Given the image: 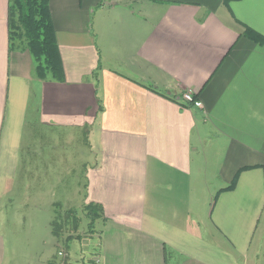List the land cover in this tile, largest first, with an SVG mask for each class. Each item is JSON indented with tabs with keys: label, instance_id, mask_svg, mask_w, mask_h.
<instances>
[{
	"label": "crops",
	"instance_id": "obj_1",
	"mask_svg": "<svg viewBox=\"0 0 264 264\" xmlns=\"http://www.w3.org/2000/svg\"><path fill=\"white\" fill-rule=\"evenodd\" d=\"M49 7L59 82L41 80L12 44L0 0V177L31 104L43 127L89 138L85 206L104 213L95 264H252L264 210V0ZM69 253L70 264L91 263Z\"/></svg>",
	"mask_w": 264,
	"mask_h": 264
},
{
	"label": "rangeland",
	"instance_id": "obj_2",
	"mask_svg": "<svg viewBox=\"0 0 264 264\" xmlns=\"http://www.w3.org/2000/svg\"><path fill=\"white\" fill-rule=\"evenodd\" d=\"M88 140L84 131L43 127L30 104L9 174L0 177V189L11 187L14 196L0 198L4 264H44L60 250L89 259L95 255L98 228L85 211ZM248 257L252 264H264V210Z\"/></svg>",
	"mask_w": 264,
	"mask_h": 264
},
{
	"label": "trees",
	"instance_id": "obj_3",
	"mask_svg": "<svg viewBox=\"0 0 264 264\" xmlns=\"http://www.w3.org/2000/svg\"><path fill=\"white\" fill-rule=\"evenodd\" d=\"M49 3L50 0H9L10 35L12 44L31 53L41 80L59 82L64 78V71ZM235 186L234 181L225 190H234ZM85 211L93 223L104 216L103 208L93 203L86 205ZM53 234L59 236L56 231Z\"/></svg>",
	"mask_w": 264,
	"mask_h": 264
},
{
	"label": "built area",
	"instance_id": "obj_4",
	"mask_svg": "<svg viewBox=\"0 0 264 264\" xmlns=\"http://www.w3.org/2000/svg\"><path fill=\"white\" fill-rule=\"evenodd\" d=\"M184 101L190 105H194L196 107H201V103L195 99L192 93H187L183 97ZM70 254L66 250H60L57 254V258L53 259L52 262H47L44 264H70Z\"/></svg>",
	"mask_w": 264,
	"mask_h": 264
}]
</instances>
